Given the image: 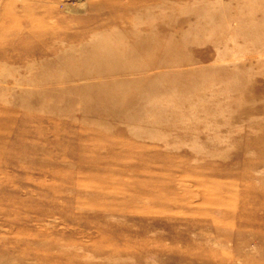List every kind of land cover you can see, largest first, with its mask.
Segmentation results:
<instances>
[{
  "label": "rangeland",
  "instance_id": "374dc122",
  "mask_svg": "<svg viewBox=\"0 0 264 264\" xmlns=\"http://www.w3.org/2000/svg\"><path fill=\"white\" fill-rule=\"evenodd\" d=\"M141 11L146 74L53 79L0 144V264H264V0Z\"/></svg>",
  "mask_w": 264,
  "mask_h": 264
},
{
  "label": "bare ground",
  "instance_id": "6f19581e",
  "mask_svg": "<svg viewBox=\"0 0 264 264\" xmlns=\"http://www.w3.org/2000/svg\"><path fill=\"white\" fill-rule=\"evenodd\" d=\"M87 1L84 10H70L65 0L1 1V145L6 138L18 145L25 136L34 138L35 130L19 126L25 121L16 116L25 111L26 123H30V110L52 98L53 79L64 84L71 78H131L150 70L149 54L159 52L160 45L156 41L148 44L142 33L148 14L141 8L149 0ZM135 26H139L137 33L129 31ZM148 46L151 49L146 52ZM86 89L94 88L90 85Z\"/></svg>",
  "mask_w": 264,
  "mask_h": 264
}]
</instances>
